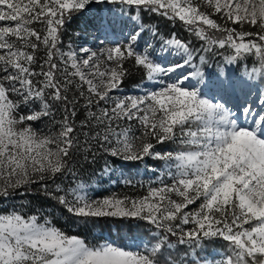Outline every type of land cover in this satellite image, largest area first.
<instances>
[{
    "label": "snow or ice",
    "instance_id": "obj_1",
    "mask_svg": "<svg viewBox=\"0 0 264 264\" xmlns=\"http://www.w3.org/2000/svg\"><path fill=\"white\" fill-rule=\"evenodd\" d=\"M0 264H264V0H0Z\"/></svg>",
    "mask_w": 264,
    "mask_h": 264
},
{
    "label": "rangeland",
    "instance_id": "obj_2",
    "mask_svg": "<svg viewBox=\"0 0 264 264\" xmlns=\"http://www.w3.org/2000/svg\"><path fill=\"white\" fill-rule=\"evenodd\" d=\"M160 23L162 25V31H164L165 33H167L168 31L171 30L170 25L167 27H163L164 22L161 21ZM77 32H80L81 36L86 38L90 44L93 42H96V41H94V37L92 35H89L83 31V25L81 22H79ZM179 34L181 36L185 35L183 32H180ZM71 40L73 41L74 44L79 43V40L76 37V35ZM221 69H223L227 72L236 73V74L242 73L244 71L243 67L237 68L235 66L225 65L220 57H210L208 59V69H207L208 71L216 72V71H219ZM132 83H133V81L129 82V88L131 87ZM252 99H254V100L256 99V93L255 92L253 93ZM257 107H259L258 103H257ZM103 163L104 162L101 160L97 165L86 168L81 173V175L78 177L79 181L85 182L91 186L90 192L94 197L100 198V197L105 196V195H110L113 192L118 193V194L128 193L130 195H136V194H139L140 192L143 191V189H130L127 186L123 185L121 182H119V172H117L116 175H114L111 178L112 180H116L117 181L116 183H112L107 177H105L103 180H101L98 176V173H99V169L103 166ZM117 165H119V162H117ZM94 170L97 174H93ZM125 171H126V173H130L132 175H135L137 172V166L136 165L126 166ZM140 172H141V177L145 181L151 175L150 173L148 175L143 174V166H140ZM138 178H140V177H138ZM29 199H31V198H29ZM21 202L22 201H20V200L14 201V203L17 205H19ZM34 204L36 207L41 206L39 201H34ZM45 207H48V205H45ZM64 213L66 214V212H64ZM55 215H56V219L59 222V226H63L66 231L71 232L70 228H68V226L66 225L65 219L63 218L62 214L58 210L56 211Z\"/></svg>",
    "mask_w": 264,
    "mask_h": 264
},
{
    "label": "trees",
    "instance_id": "obj_3",
    "mask_svg": "<svg viewBox=\"0 0 264 264\" xmlns=\"http://www.w3.org/2000/svg\"><path fill=\"white\" fill-rule=\"evenodd\" d=\"M78 26L79 21H76L69 27L66 40L72 39L75 36V33L78 31ZM57 210L62 214L63 218L65 219L66 225L68 226V228H70L72 233H83L85 231V228H87L88 230H90V234L88 235L89 239H92L93 237H99L102 234L106 237L110 236L112 238H115L118 234L117 226L112 221H97L95 226H93L91 223H89L87 226L81 223L78 227L76 222H74L67 213H62V210L60 209ZM126 231L127 229L121 230V234L126 233Z\"/></svg>",
    "mask_w": 264,
    "mask_h": 264
}]
</instances>
